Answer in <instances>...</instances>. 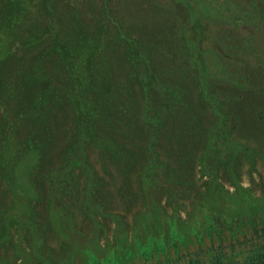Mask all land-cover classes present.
<instances>
[{"label": "rangeland", "instance_id": "rangeland-1", "mask_svg": "<svg viewBox=\"0 0 264 264\" xmlns=\"http://www.w3.org/2000/svg\"><path fill=\"white\" fill-rule=\"evenodd\" d=\"M103 56L107 66L103 61L96 68ZM40 67L59 77V91L75 87L84 103L83 112L73 100L53 106L60 109L57 120L63 123L54 145L46 142L43 133L48 132L36 130L39 124L44 127L40 120L34 130L32 126L36 116L28 99L42 85L32 86L27 76ZM208 75L209 94L224 108L225 123L206 99L203 81ZM215 75L229 83L212 79ZM170 85L183 90L185 100L177 104ZM80 114L104 128L117 124L113 133H118L124 153L149 156L157 149L165 162L175 164V156H183L185 165L191 155L190 179L158 182L155 188L161 191H150L156 195V213L160 206L175 216L176 200L179 215L188 221L196 195L216 176L231 193L239 183L263 198L264 0H0V236L5 209L15 202L21 212L26 208L11 190L3 152L10 151V143L36 147L16 175L31 189L30 226L11 223L7 240L0 243V264H21L20 235L22 248L41 253L44 262L39 264L67 263L72 248L52 223L56 199L66 206L75 229L100 246H115V234L125 235L120 255L109 264L264 261V214H254L246 205L237 207L235 224L217 216L199 229L136 245L133 230L149 202L137 178L147 162L138 157L116 168L92 144H79L74 151L72 145L81 138L73 131ZM159 122H165L161 129ZM41 138L38 151L34 140ZM213 142L219 153L204 159Z\"/></svg>", "mask_w": 264, "mask_h": 264}, {"label": "trees", "instance_id": "trees-1", "mask_svg": "<svg viewBox=\"0 0 264 264\" xmlns=\"http://www.w3.org/2000/svg\"><path fill=\"white\" fill-rule=\"evenodd\" d=\"M192 8V6H191ZM193 9V8H192ZM34 11V10H33ZM254 11V10H253ZM256 10L254 11L255 14ZM36 13V11H35ZM187 32V29L181 30V33ZM209 34V30L207 31ZM190 42L192 43L195 41V34L194 31L191 35H188ZM196 45L197 42H194ZM207 46V45H206ZM199 49L198 45L196 47V51ZM103 59V60H101ZM106 61V57H98L96 60V68L102 65L101 62ZM107 66V61H106ZM104 66V67H106ZM40 70H36L35 74H29L27 76V80L32 82V86L37 84L41 86V91H35L33 96H29V92L27 97L29 96L28 102L33 105L34 114L36 118H34L32 126L33 130L34 127L37 125V121L40 120L44 127L39 126L36 127V130L48 132L43 133L46 136V142L48 145H54L57 142L56 133L59 132L63 126V123L57 120L59 113L61 112L60 109L54 110L53 106L57 108H61L64 102H71L73 100V105L75 108L82 111L84 103L78 98V93H75L76 88L69 86L68 93H66V89L59 91L55 82L59 78L55 73H51L46 69L39 68ZM204 73V71H203ZM205 74V73H204ZM202 76V74H201ZM209 76V75H208ZM203 77V76H202ZM210 77V76H209ZM206 77L203 81V87L207 93L206 99L209 100L211 107L216 111V113L221 117L222 122L225 121L226 113L224 108L219 107L216 105L214 98L209 94V86L211 77ZM221 76L212 77L214 80H218L221 83H229L226 81L225 78L221 77L222 79H218ZM134 79V77H133ZM223 81V82H222ZM165 84V83H164ZM163 84V85H164ZM170 92L174 94V99L177 104L185 100L186 94L183 90H181L177 85H170L169 86ZM105 98V97H103ZM88 106L91 108L93 105L92 103L86 102ZM113 106V105H112ZM114 107V106H113ZM116 109V107H115ZM60 111V112H59ZM49 112L52 114L49 115ZM83 112V111H82ZM168 114H165L167 116ZM77 121L74 122V126L76 128L73 129L74 132L79 133L80 140L72 145V149L77 151L79 144L80 146H85L87 144H92L93 147L98 149L101 153H107L108 157L111 159L112 164L116 168L122 167L125 168L129 160H135L139 157V159L145 160L147 162L145 165L141 167L142 172L138 176L139 184L141 187H146L148 191L146 193V197L148 199V207L144 214L140 215L138 219V223L133 230V240L134 243L140 244L142 242L149 243L150 241L158 238L163 237L167 239L169 235L175 234L178 231L183 230V232H187L190 228L199 229L203 226V224L211 219L216 218L217 216H221L222 219H225L229 222L235 224V215L237 213V207L241 205H246L253 211L254 214L259 211V213L264 214V196L261 199H258L250 189H246L241 184L238 183L236 190L231 193L228 189L224 187V185L220 182L221 180L216 176L213 180H211L210 185L207 187L205 191H200L196 195L195 202H193V211L190 214V218L188 221H184L181 216L179 215V211L177 209V202L174 201V206L177 210L175 216H170L166 211H164L160 206V213H156L157 207V199L156 195H153L150 191H161L160 189H156L155 186L158 182H162L163 184H173L175 183V179H190L192 176L191 171V155H189L188 161L185 165L184 163L181 164V159L183 156L178 157L175 156V164H171L165 162L163 159V155L157 149H151L149 156L144 154H135L131 155L128 153H124V149L126 148L120 143L118 140V136L113 132H118V125H114L112 123H108V125L104 128V124L102 122H96V119H92L86 122L81 118V114ZM40 118V119H39ZM53 119V120H52ZM49 122V121H51ZM160 123V124H159ZM157 125V129H161L163 126L159 122ZM225 123V122H224ZM187 126L186 124H183ZM178 127V125H175ZM191 126V125H189ZM225 129L223 133L228 136V128L226 124L224 125ZM144 139V138H143ZM216 138H214L215 141ZM158 142L159 140L156 139ZM37 142V150L40 151L41 144L44 142V139L41 138ZM28 142V143H32ZM157 142V143H158ZM152 146V142H150L149 147ZM10 151L4 150L2 161L6 163L7 170V179L11 182V190L17 196H20L19 201H23L26 208L21 212V207L15 202L13 207H8L5 210V228L3 230V235L0 236V243H3L7 240L10 230H11V223H15L20 227L26 224V217H28L30 206L28 203V198L31 197L30 195V188L28 185H24L19 182L17 175L18 168L24 164L25 158H29L32 152H35V146H28L27 144H19L17 146L16 143L8 144ZM17 148V150H16ZM187 152V151H186ZM219 153L217 149H215V143H212V146H207L205 153L203 154V158L207 159L211 155L214 156L213 153ZM219 157V156H215ZM223 158V157H222ZM221 158V159H222ZM38 165V161L34 166H31L34 169ZM87 167V165H85ZM32 171V170H31ZM34 171V170H33ZM91 171V170H90ZM35 172V171H34ZM33 173V172H32ZM162 174L164 175V179L161 181ZM94 175V174H93ZM95 176V175H94ZM96 177V176H95ZM190 184V183H188ZM187 193L191 192L190 187L186 191ZM35 194V192H34ZM175 193H173V196ZM190 197H188L189 199ZM57 200V199H56ZM54 201V206L57 207V214L52 219L53 227L59 234L61 240L66 244L69 245L72 250L69 252L67 257L66 264H109L112 258L117 255L119 256L121 253V241L124 239L125 235L116 233V245L115 246H107L102 247L96 241L92 239L86 238L80 231H77L74 227L75 221L71 220L69 213H66L65 205L59 204V201ZM88 202L91 201V198L88 197L86 199ZM246 201V202H245ZM21 214L18 216V214ZM64 215H63V214ZM22 217H25L23 220ZM27 225V224H26ZM30 226V225H27ZM33 232V231H32ZM34 233V232H33ZM22 235H20L19 241L17 243V250H18V257L21 259V264H39V262L43 263V259L40 257L41 253L37 250L30 249L27 251L26 249L22 248ZM120 243V244H119ZM262 259L257 264H264ZM45 264V263H44ZM48 264V263H46Z\"/></svg>", "mask_w": 264, "mask_h": 264}]
</instances>
